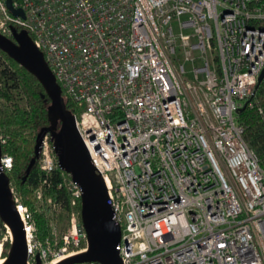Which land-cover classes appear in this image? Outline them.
<instances>
[{
    "label": "built area",
    "instance_id": "built-area-1",
    "mask_svg": "<svg viewBox=\"0 0 264 264\" xmlns=\"http://www.w3.org/2000/svg\"><path fill=\"white\" fill-rule=\"evenodd\" d=\"M13 4L24 15L0 0V32L26 29L74 104L121 227L122 264H264V164L239 121L244 105L256 107L264 0ZM257 110L264 118V107ZM39 158L48 172L59 166L49 134ZM1 162L7 170L13 158L3 153ZM64 181L78 211L44 240L14 195L27 264L87 249L81 187L68 172Z\"/></svg>",
    "mask_w": 264,
    "mask_h": 264
},
{
    "label": "water",
    "instance_id": "water-1",
    "mask_svg": "<svg viewBox=\"0 0 264 264\" xmlns=\"http://www.w3.org/2000/svg\"><path fill=\"white\" fill-rule=\"evenodd\" d=\"M14 14L24 15L13 0H6ZM0 49L8 53L22 66L32 72L44 85L49 94L51 110L59 116L60 127L50 125L38 133L35 152L39 156L45 135L53 141L58 164L79 184L81 194V221L87 235V249L73 254L55 264L77 262H99L101 264H122L117 248L121 238V227L114 220V210L108 202L105 182L92 162L90 151L83 140L73 112L67 106L62 88L47 63L43 51L35 44L26 29H13V37L0 32ZM264 78V67L259 75L258 86ZM246 107L244 105L242 109ZM2 146L0 141V217L12 232V245L2 264H27L28 247L26 230L17 200L14 197L10 178L2 167ZM35 158L32 159L31 164ZM37 261L41 259L37 255Z\"/></svg>",
    "mask_w": 264,
    "mask_h": 264
},
{
    "label": "trees",
    "instance_id": "trees-1",
    "mask_svg": "<svg viewBox=\"0 0 264 264\" xmlns=\"http://www.w3.org/2000/svg\"><path fill=\"white\" fill-rule=\"evenodd\" d=\"M19 30L20 26L17 27ZM0 82L3 94L12 100L11 109H0V134L4 131V139L0 136L2 152L13 156V165L6 170L12 183L16 178L21 192V202L27 207L29 216L36 221L37 237L46 239L50 236L46 208L39 210L33 190L43 187L46 194H51L55 201L64 208L70 206V193L64 181L65 171L57 166L51 171L44 170L38 163L35 144L38 133L43 127L56 125L60 127L61 120L51 110L52 100L41 81L26 67L0 49ZM27 94L26 104L20 103L18 94ZM67 106L73 112L74 104L69 97L64 96ZM16 98V99H15ZM256 107L247 104L239 111V121L244 126L243 137L254 149L264 164V118L257 106L264 107V78L252 98ZM52 141V140H51ZM53 143V141H52ZM35 158L31 164L32 159ZM14 194V193H13ZM29 208V209H28ZM81 208V202L79 203ZM6 226L0 217V226ZM1 237V235H0ZM10 241L4 242L3 257L11 248ZM85 246L83 242L79 247Z\"/></svg>",
    "mask_w": 264,
    "mask_h": 264
},
{
    "label": "rangeland",
    "instance_id": "rangeland-1",
    "mask_svg": "<svg viewBox=\"0 0 264 264\" xmlns=\"http://www.w3.org/2000/svg\"><path fill=\"white\" fill-rule=\"evenodd\" d=\"M17 96H19V101L20 103L26 104V99H27V94L24 93V91H22L21 94H18ZM16 99V98H15ZM13 107L12 104V100H10L9 98H7L2 91V84L0 82V109H11ZM1 138L4 139L3 137L5 136L4 131L1 132L0 134ZM48 148L49 150L52 149V144L50 142H48ZM7 155L11 156L13 158V156L9 153H6ZM14 162V160H13ZM38 163L39 165L42 167L43 161L41 158L38 159ZM6 171V170H5ZM11 186L13 188V192L15 197L18 199V203L21 205H24L20 200H21V192L19 190L16 178L13 177ZM33 195L36 196V204H37V208L39 210L41 209H45L46 208V215H47V220H48V225L52 228V227H56L58 232L61 233L62 231H64L68 225L71 222V218L70 215L73 213V215H75L78 211V207L77 209L75 208H60L58 209L57 206L54 205V198L51 194H46L44 192L43 187H38L35 190H33ZM29 209V208H28ZM30 214L32 216L31 210L29 209ZM28 212V210H27ZM29 214V213H28ZM31 216H29V219L34 222L35 224V235L37 236V226H36V221L35 219ZM9 229V230H8ZM0 246H1V254L3 255V247H4V242L10 241L11 242V238L13 237L12 232L10 231V228L8 226H0ZM43 240V239H41ZM9 251V249H8ZM5 257V256H4Z\"/></svg>",
    "mask_w": 264,
    "mask_h": 264
},
{
    "label": "bare ground",
    "instance_id": "bare-ground-1",
    "mask_svg": "<svg viewBox=\"0 0 264 264\" xmlns=\"http://www.w3.org/2000/svg\"><path fill=\"white\" fill-rule=\"evenodd\" d=\"M6 226H8V225H6ZM9 227V226H8ZM10 228V227H9ZM9 230V229H8ZM10 231H11V229H10ZM4 260H5V257H3V255L1 254V246H0V264H2L3 262H4Z\"/></svg>",
    "mask_w": 264,
    "mask_h": 264
}]
</instances>
